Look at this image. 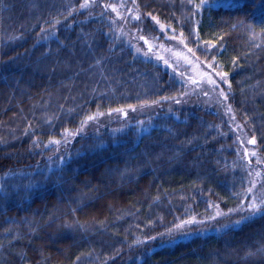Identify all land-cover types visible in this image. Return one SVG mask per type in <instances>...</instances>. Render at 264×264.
I'll return each mask as SVG.
<instances>
[{"label":"trees","instance_id":"trees-1","mask_svg":"<svg viewBox=\"0 0 264 264\" xmlns=\"http://www.w3.org/2000/svg\"><path fill=\"white\" fill-rule=\"evenodd\" d=\"M262 163L264 0H0V264H264Z\"/></svg>","mask_w":264,"mask_h":264},{"label":"rangeland","instance_id":"rangeland-1","mask_svg":"<svg viewBox=\"0 0 264 264\" xmlns=\"http://www.w3.org/2000/svg\"><path fill=\"white\" fill-rule=\"evenodd\" d=\"M157 30L164 35L163 39L164 41H166L164 42L165 44L161 42L162 44L158 45V48L162 50V56L164 58V60L162 59L161 62L162 65H165L170 69L172 73L186 80L187 82H189V84L193 85L192 92L184 97V101H189L190 104H201L208 107L211 106L214 101H217V97L213 94L212 91H210L211 86H209V82L204 83L202 81L203 72L199 71V69L197 68L196 61L191 56V53L188 52L183 44L179 43L177 38L169 33H166L167 30L165 28L157 26ZM129 38L132 41L138 40L140 43L144 44V46L146 45V50L143 53H146L148 58H157H154L150 53V47L152 46L151 44H145L143 40L139 38L137 39L136 37L131 35L129 36ZM151 40L156 41L154 39ZM152 44L154 43L152 42ZM158 57L161 58V55H159ZM197 82L200 83L198 84ZM219 106L221 107L222 105L219 104ZM240 151L242 152L243 159H246L248 156L250 157L252 155L251 151L246 146H241ZM248 167L257 182L256 184H259V186L262 185L260 187V191L264 192V165H262V167H255L254 165L252 166L248 164Z\"/></svg>","mask_w":264,"mask_h":264},{"label":"snow or ice","instance_id":"snow-or-ice-1","mask_svg":"<svg viewBox=\"0 0 264 264\" xmlns=\"http://www.w3.org/2000/svg\"><path fill=\"white\" fill-rule=\"evenodd\" d=\"M197 7H199V5H197ZM115 10V9H113ZM153 19H155V17H153ZM162 27V26H161ZM143 37H141L142 39ZM137 51H139V49H137ZM166 63V62H165ZM220 75V78L221 80H224L225 83H227V80H226V77H227V73H222V74H218ZM208 82L212 85H215L216 82L214 80H211L209 78ZM222 96L225 95L223 91H221L220 93ZM226 98V97H225ZM177 103H179L180 101H176ZM135 110V109H133ZM229 111H231V108L229 107ZM89 119H92V117H89ZM58 143V141H57ZM248 143L250 144H255L256 141L255 139L253 140H249ZM252 155H255V153H252ZM249 192H251V189H248ZM238 210H242V211H247L248 212V215L247 216H244L241 218V220L239 221H235L233 224L231 225H225L224 227L225 228H233V229H239V227L243 224V223H246V222H250L251 220L255 219V218H258V217H264V201H260L259 203H257V201L255 199H253L249 205L247 206L246 209L244 208H240ZM231 211V210H230ZM222 213H217V216L221 215ZM215 218V217H213ZM178 228L181 227V226H177ZM172 231L174 230H169V233L167 234H170ZM167 234H161V235H167ZM153 240L156 239V237H152ZM139 243V241H138ZM165 243V241L161 240V245H163Z\"/></svg>","mask_w":264,"mask_h":264}]
</instances>
